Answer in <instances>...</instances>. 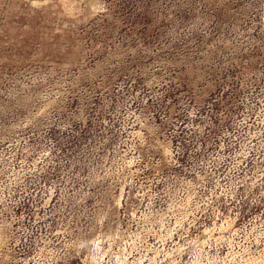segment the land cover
<instances>
[{"label":"rangeland","instance_id":"obj_1","mask_svg":"<svg viewBox=\"0 0 264 264\" xmlns=\"http://www.w3.org/2000/svg\"><path fill=\"white\" fill-rule=\"evenodd\" d=\"M0 264H264V0H0Z\"/></svg>","mask_w":264,"mask_h":264}]
</instances>
